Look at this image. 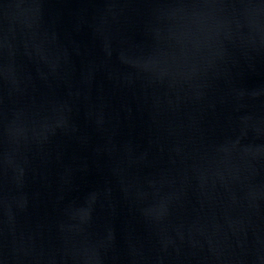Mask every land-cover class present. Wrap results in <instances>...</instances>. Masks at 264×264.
I'll use <instances>...</instances> for the list:
<instances>
[{"label": "water", "instance_id": "water-1", "mask_svg": "<svg viewBox=\"0 0 264 264\" xmlns=\"http://www.w3.org/2000/svg\"><path fill=\"white\" fill-rule=\"evenodd\" d=\"M0 264H264V0H0Z\"/></svg>", "mask_w": 264, "mask_h": 264}]
</instances>
